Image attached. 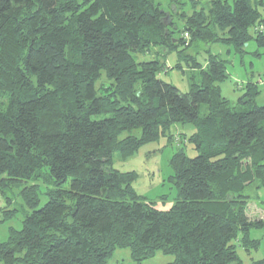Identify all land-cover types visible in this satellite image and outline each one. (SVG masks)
Instances as JSON below:
<instances>
[{"label":"trees","instance_id":"obj_1","mask_svg":"<svg viewBox=\"0 0 264 264\" xmlns=\"http://www.w3.org/2000/svg\"><path fill=\"white\" fill-rule=\"evenodd\" d=\"M260 8L263 0H209L173 27L190 36L174 49L189 69L181 93L158 78L157 61L137 58L175 47L153 0H0V192L33 183L21 193L30 212L0 243V263L107 264L128 249L136 264L158 252L171 264H242L235 243L256 249L249 231L264 227L245 213V189L264 188V107L231 106L218 87L226 63L208 54L203 68L185 51L219 43L242 54L249 40L264 48ZM102 77L111 85L96 88ZM258 92L247 83L238 103ZM174 125L194 128L195 157L170 133ZM165 136L179 144L169 162L176 198L159 210L113 160ZM40 181L52 184L41 207Z\"/></svg>","mask_w":264,"mask_h":264},{"label":"rangeland","instance_id":"obj_2","mask_svg":"<svg viewBox=\"0 0 264 264\" xmlns=\"http://www.w3.org/2000/svg\"><path fill=\"white\" fill-rule=\"evenodd\" d=\"M163 12L164 19L168 25L172 37L170 47L173 53L170 54L167 49H159L157 46L151 47L148 51L141 54L139 61H157L162 70L158 76L162 81L172 84L181 93H186L190 88L189 69L187 63L179 61L174 49L180 52L184 45L190 40L187 32L174 34L173 27L181 28L185 24L187 17L191 16L194 11L204 10L208 8L209 0H153ZM229 4L232 0H228ZM260 1V0H258ZM264 1V0H263ZM264 17L263 8L259 9ZM254 30H250L251 36H254ZM184 42V45L182 44ZM172 52V51H171ZM259 56L256 57L255 54ZM170 54V55H169ZM186 55L195 57L196 61L205 67L208 54L218 56L219 59L226 63L227 79L218 84L220 94L227 99L231 106L237 110H249L250 108L264 107V48L257 47L254 40H249L244 46V52L237 54L231 46L225 44H199L196 48H189L185 51ZM177 63L180 64L182 70L171 69ZM247 83L257 86L258 94L250 102L241 105L238 103L240 97L245 93ZM111 83L104 77L96 84V88L108 87ZM248 103V104H247ZM194 132L191 125H174L170 129V133L178 140L181 135L185 138L184 153L187 157L193 158L196 152L193 146L189 144L188 138ZM179 144L175 141L168 143L166 136L160 137L158 141L143 146L131 158L123 161L117 157L113 160V168L121 172H134L137 176L133 183V189L138 195L144 197L148 202L154 204L159 210H166L175 201L176 189L169 182V177L173 174L169 162L173 154L178 150ZM31 182H16L9 184L0 192V243L7 241L10 229L20 230L24 216L30 212L22 199V191L31 186ZM39 207L47 201L45 196L46 188L52 187V184L37 182ZM63 189L68 188V181L62 185ZM248 196L246 206V216L248 220H259L264 218V188H256L251 185L245 189ZM12 212V214H10ZM9 215V216H8ZM249 239L257 240L256 249L245 251L238 243H235L236 253L242 264H252L253 261L264 259V227L260 229H251L249 231ZM174 257L171 255H163L160 252L154 257L145 260L140 264H171ZM1 264V263H0ZM107 264H136L131 260L130 251L128 249H116L107 261Z\"/></svg>","mask_w":264,"mask_h":264}]
</instances>
